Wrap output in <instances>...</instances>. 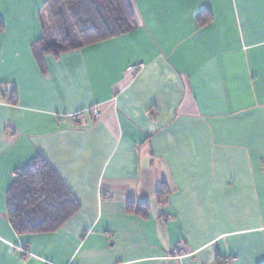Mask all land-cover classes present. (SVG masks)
Listing matches in <instances>:
<instances>
[{
  "label": "crops",
  "instance_id": "crops-1",
  "mask_svg": "<svg viewBox=\"0 0 264 264\" xmlns=\"http://www.w3.org/2000/svg\"><path fill=\"white\" fill-rule=\"evenodd\" d=\"M45 2L0 0V264L264 263V0H129L133 30L39 63ZM38 154L80 209L19 235Z\"/></svg>",
  "mask_w": 264,
  "mask_h": 264
},
{
  "label": "trees",
  "instance_id": "trees-1",
  "mask_svg": "<svg viewBox=\"0 0 264 264\" xmlns=\"http://www.w3.org/2000/svg\"><path fill=\"white\" fill-rule=\"evenodd\" d=\"M43 35L33 44L39 63L45 55L59 57L75 49L126 34L137 24L129 0H46ZM210 15L199 14L205 24ZM4 22L0 19V29ZM11 91L9 101L13 100ZM7 191V216L19 235L53 232L80 209V204L56 171L38 154L15 171ZM159 197L167 193L163 185ZM127 211L147 217L146 203L127 202ZM264 264V263H262Z\"/></svg>",
  "mask_w": 264,
  "mask_h": 264
},
{
  "label": "built area",
  "instance_id": "built-area-1",
  "mask_svg": "<svg viewBox=\"0 0 264 264\" xmlns=\"http://www.w3.org/2000/svg\"><path fill=\"white\" fill-rule=\"evenodd\" d=\"M128 71L130 75L132 76L136 73V68L131 66L128 68ZM91 113L93 114L95 118H99L101 116V112L97 106L91 108Z\"/></svg>",
  "mask_w": 264,
  "mask_h": 264
}]
</instances>
